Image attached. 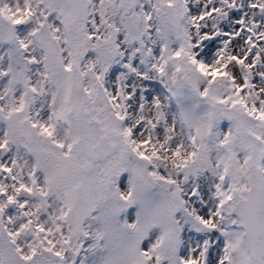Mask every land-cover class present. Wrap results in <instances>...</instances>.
<instances>
[{
    "label": "snow or ice",
    "instance_id": "snow-or-ice-1",
    "mask_svg": "<svg viewBox=\"0 0 264 264\" xmlns=\"http://www.w3.org/2000/svg\"><path fill=\"white\" fill-rule=\"evenodd\" d=\"M0 264H264V0H0Z\"/></svg>",
    "mask_w": 264,
    "mask_h": 264
}]
</instances>
